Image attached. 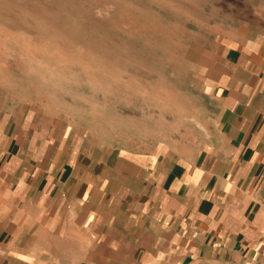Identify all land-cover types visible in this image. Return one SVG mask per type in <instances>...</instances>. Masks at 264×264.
Listing matches in <instances>:
<instances>
[{"label": "crops", "instance_id": "1", "mask_svg": "<svg viewBox=\"0 0 264 264\" xmlns=\"http://www.w3.org/2000/svg\"><path fill=\"white\" fill-rule=\"evenodd\" d=\"M237 33L204 48L193 154L0 110V264H264V6Z\"/></svg>", "mask_w": 264, "mask_h": 264}, {"label": "rangeland", "instance_id": "2", "mask_svg": "<svg viewBox=\"0 0 264 264\" xmlns=\"http://www.w3.org/2000/svg\"><path fill=\"white\" fill-rule=\"evenodd\" d=\"M264 0H0V110L133 152L193 154L216 135L204 48ZM223 39V38H222Z\"/></svg>", "mask_w": 264, "mask_h": 264}, {"label": "built area", "instance_id": "3", "mask_svg": "<svg viewBox=\"0 0 264 264\" xmlns=\"http://www.w3.org/2000/svg\"><path fill=\"white\" fill-rule=\"evenodd\" d=\"M244 264H262L260 262H249V263H244Z\"/></svg>", "mask_w": 264, "mask_h": 264}]
</instances>
